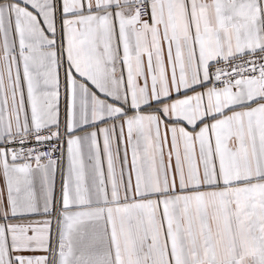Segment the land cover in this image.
Masks as SVG:
<instances>
[{"label": "snow or ice", "instance_id": "1", "mask_svg": "<svg viewBox=\"0 0 264 264\" xmlns=\"http://www.w3.org/2000/svg\"><path fill=\"white\" fill-rule=\"evenodd\" d=\"M0 264H264V0H0Z\"/></svg>", "mask_w": 264, "mask_h": 264}]
</instances>
